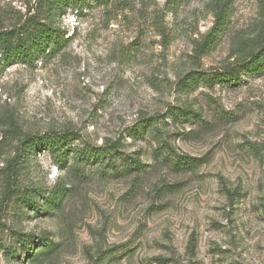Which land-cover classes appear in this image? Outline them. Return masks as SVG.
<instances>
[{"label": "rangeland", "instance_id": "obj_1", "mask_svg": "<svg viewBox=\"0 0 264 264\" xmlns=\"http://www.w3.org/2000/svg\"><path fill=\"white\" fill-rule=\"evenodd\" d=\"M211 1L69 8L57 17L69 39L51 57L0 62V264H264V72L185 78L232 65L263 21L258 0H231L219 41L199 51ZM40 6L0 0V31ZM67 130L81 135L72 147L119 142V167L47 149L14 161L27 136ZM128 156L143 166L127 170ZM33 190L38 211L23 201Z\"/></svg>", "mask_w": 264, "mask_h": 264}, {"label": "trees", "instance_id": "obj_2", "mask_svg": "<svg viewBox=\"0 0 264 264\" xmlns=\"http://www.w3.org/2000/svg\"><path fill=\"white\" fill-rule=\"evenodd\" d=\"M94 1L100 4H107L111 0H41L38 14L26 17L23 22L13 28L0 31V62L12 63L19 60L31 64L38 57H51L69 39L65 35V31L60 28L57 17L69 8L81 11L84 6ZM174 1L177 2L179 0ZM258 9L263 24L258 28L254 36L245 38L244 43L240 44V48L244 47L240 52V57L232 65L226 66L223 70L215 71L212 74L190 72L185 77L187 79L186 82H189L188 85H192L194 81L203 82L208 86L221 82L233 83L238 82L243 74L259 76L264 72V0H258ZM211 11L214 17V25L205 34L200 44L199 51L202 52L212 49L219 41L233 11L232 2L231 0H212ZM168 113L176 114L174 109L168 110ZM190 113V110H183L181 115L188 117ZM156 119H146L141 123L154 122ZM79 138H81V135L75 130L27 136L21 140L23 146L14 161L20 159L29 150L47 149L59 159L69 152H75L86 159H100L105 162V166L109 164L113 169L119 167L113 156L115 155L114 153L120 150L119 142H109L98 147H72L71 143ZM122 163L127 170L139 169L143 166L139 158L134 156L123 158ZM189 164L190 159L186 158L181 159L177 163V165L182 166ZM64 192L65 188H56L50 196L45 197L46 204L59 203ZM42 195L40 190H33V193L25 197L23 201L38 211L39 206L36 198L42 197ZM23 237L20 240L23 247L28 251L33 235H23ZM42 241V238H37L39 245L45 246L46 244Z\"/></svg>", "mask_w": 264, "mask_h": 264}]
</instances>
